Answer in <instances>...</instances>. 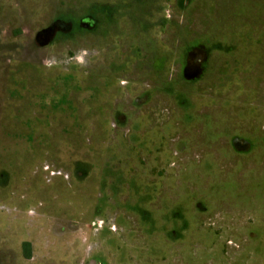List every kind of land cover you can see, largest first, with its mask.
<instances>
[{"label": "rangeland", "instance_id": "rangeland-1", "mask_svg": "<svg viewBox=\"0 0 264 264\" xmlns=\"http://www.w3.org/2000/svg\"><path fill=\"white\" fill-rule=\"evenodd\" d=\"M255 112L264 0H0V264H264L206 166Z\"/></svg>", "mask_w": 264, "mask_h": 264}, {"label": "crops", "instance_id": "crops-1", "mask_svg": "<svg viewBox=\"0 0 264 264\" xmlns=\"http://www.w3.org/2000/svg\"><path fill=\"white\" fill-rule=\"evenodd\" d=\"M246 90L244 83V95ZM239 103L244 112L239 114V124H246L250 122L251 116L245 113V108L250 103L246 98H239ZM252 118L250 132L239 130L232 141L230 137L227 138L229 144L222 147L219 160L222 161L221 164L216 163L220 156L213 158L209 156L210 152L205 151L209 156L206 166L207 170L212 167L213 171L214 168L220 171L223 207L220 212H212V217L220 216L223 242L228 247L253 249L264 258V195L263 198L261 196V189L264 187V117L255 112ZM245 240L250 241L249 244L245 245Z\"/></svg>", "mask_w": 264, "mask_h": 264}]
</instances>
